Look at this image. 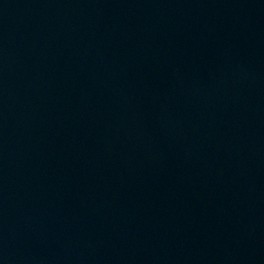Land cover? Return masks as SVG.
<instances>
[{"label":"water","instance_id":"obj_1","mask_svg":"<svg viewBox=\"0 0 264 264\" xmlns=\"http://www.w3.org/2000/svg\"><path fill=\"white\" fill-rule=\"evenodd\" d=\"M0 264H264V0H0Z\"/></svg>","mask_w":264,"mask_h":264}]
</instances>
